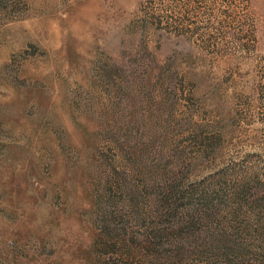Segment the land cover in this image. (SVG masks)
<instances>
[{"label":"rangeland","instance_id":"1","mask_svg":"<svg viewBox=\"0 0 264 264\" xmlns=\"http://www.w3.org/2000/svg\"><path fill=\"white\" fill-rule=\"evenodd\" d=\"M0 264H264V0H0Z\"/></svg>","mask_w":264,"mask_h":264}]
</instances>
